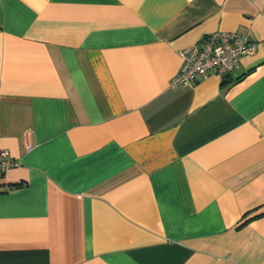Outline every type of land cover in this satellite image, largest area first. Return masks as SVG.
Instances as JSON below:
<instances>
[{
  "label": "crops",
  "instance_id": "0c3cea01",
  "mask_svg": "<svg viewBox=\"0 0 264 264\" xmlns=\"http://www.w3.org/2000/svg\"><path fill=\"white\" fill-rule=\"evenodd\" d=\"M0 150V264H264V0H0Z\"/></svg>",
  "mask_w": 264,
  "mask_h": 264
},
{
  "label": "built area",
  "instance_id": "2783aa9c",
  "mask_svg": "<svg viewBox=\"0 0 264 264\" xmlns=\"http://www.w3.org/2000/svg\"><path fill=\"white\" fill-rule=\"evenodd\" d=\"M255 52L256 44L249 36L214 32L180 52L182 64L171 86H190L209 76L223 78L234 71L241 57ZM16 166L9 152L0 150V179Z\"/></svg>",
  "mask_w": 264,
  "mask_h": 264
}]
</instances>
